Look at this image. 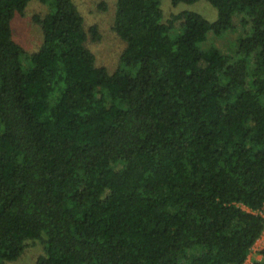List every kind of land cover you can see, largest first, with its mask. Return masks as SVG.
I'll return each instance as SVG.
<instances>
[{"label":"trees","instance_id":"trees-1","mask_svg":"<svg viewBox=\"0 0 264 264\" xmlns=\"http://www.w3.org/2000/svg\"><path fill=\"white\" fill-rule=\"evenodd\" d=\"M30 1L0 0V264L28 240L37 264H247L264 232V0H208L215 21L118 0L114 70L73 0L35 17L28 54L13 25ZM237 16L233 52L203 47Z\"/></svg>","mask_w":264,"mask_h":264},{"label":"rangeland","instance_id":"rangeland-1","mask_svg":"<svg viewBox=\"0 0 264 264\" xmlns=\"http://www.w3.org/2000/svg\"><path fill=\"white\" fill-rule=\"evenodd\" d=\"M73 2L84 17L85 28L89 30L88 46L96 54L98 64L104 65L110 70L116 69L126 46L124 40L113 28L118 0H73ZM161 6L164 10V21L173 13L185 10L197 11L210 21H215L218 18L216 7L208 0H197L194 3L181 2L178 5H174L172 0H161ZM52 10V0H31L25 14L16 16L13 25L14 37L28 54L34 53L44 41L42 27L36 23L35 17L37 15L44 16ZM240 19L241 16H237L234 29L225 32L222 36L210 33L203 47L215 45L223 53L233 52L236 49L237 38L244 29H249V26H243ZM94 26L98 28L100 34L97 40L91 31ZM28 243V247L17 260L9 261L6 264H37L38 257L44 253V245L40 240H28ZM263 250L264 233L256 242L247 264H252L254 260L262 258Z\"/></svg>","mask_w":264,"mask_h":264},{"label":"built area","instance_id":"built-area-1","mask_svg":"<svg viewBox=\"0 0 264 264\" xmlns=\"http://www.w3.org/2000/svg\"><path fill=\"white\" fill-rule=\"evenodd\" d=\"M259 212L264 216V206L261 208V210Z\"/></svg>","mask_w":264,"mask_h":264}]
</instances>
